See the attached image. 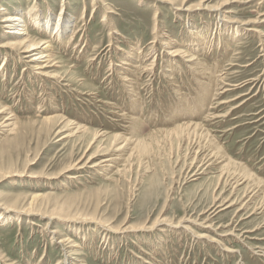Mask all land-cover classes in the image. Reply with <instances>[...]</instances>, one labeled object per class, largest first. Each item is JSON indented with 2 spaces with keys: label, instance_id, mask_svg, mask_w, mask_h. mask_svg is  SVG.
<instances>
[{
  "label": "rangeland",
  "instance_id": "obj_1",
  "mask_svg": "<svg viewBox=\"0 0 264 264\" xmlns=\"http://www.w3.org/2000/svg\"><path fill=\"white\" fill-rule=\"evenodd\" d=\"M181 1H0V21L18 12L54 18L62 7L77 17L68 47L29 26L33 40H51L58 79L41 80L20 51L0 49V107L17 120L14 134L0 133V176L23 174L0 178V202L26 209L30 197H46L39 215L0 218V264H264V0L227 6L238 33L215 10L227 0H205L212 10L203 12L204 0H188L191 12L176 10ZM171 48L199 58L188 67ZM186 125L199 127L178 129ZM68 127L87 131L62 139ZM97 132L105 137L89 148ZM115 136L129 140L125 156L113 153ZM212 146L230 158L228 172L212 162L221 160ZM243 167L261 188L248 192L249 178L235 187ZM227 202L235 205L222 210ZM57 210L78 220L51 219Z\"/></svg>",
  "mask_w": 264,
  "mask_h": 264
},
{
  "label": "bare ground",
  "instance_id": "obj_2",
  "mask_svg": "<svg viewBox=\"0 0 264 264\" xmlns=\"http://www.w3.org/2000/svg\"><path fill=\"white\" fill-rule=\"evenodd\" d=\"M1 1V0H0ZM96 1V0H95ZM188 0H182L181 1V7L179 8V7H177L178 9H176V10H178V11H181V10H184V11H188V12H191L190 10H191V8L190 7H185L186 9H184V8H182L183 7V5L187 2ZM210 1V0H209ZM163 2L164 3H175V0H163ZM206 1L204 0L203 2H201L200 3V8L199 9H196V10H201L202 12L205 10V11H211L212 10V8L208 5V4H206L205 3ZM239 2V0H227V1H225V2H223V3H221L220 4V8H217V9H215L216 11H220V16H219V19H220V21H221V23H223V25H225V26H227V23L229 24V25H233V26H230V27H232V29H233V27H235L234 25L235 24H237V21H235L234 19L233 20H231V18H229L228 16H226V14H229V13H231V11H229L228 10V8H227V6H230L231 4H234V3H238ZM35 8L36 7H34V10H35ZM4 9L3 8H0V12H2ZM65 10V13L64 14H62V12ZM223 10H225V11H223ZM48 11H50V9L48 10ZM61 13L59 14V16L57 15V16H55L54 18L52 17L53 15L51 14L50 15V17H48V18H44L43 16H41V17H35V18H31L32 16H33V14L31 13V12H28L25 16H23V14L21 15L20 14V12H18V14H15L14 16H13V14L12 15H9V14H7V15H5V17H3L2 18V20L0 21V27L2 28H4L5 29V34L7 35V37H5L6 39V41H3V42H0V49H2V50H10V51H12V52H15V51H20L21 52V54H22V57H23V59L22 60H25L26 61V67H31V68H33V70L34 71H36L35 72V74H36V76L38 75V77L41 79V80H43L44 78H48V79H54V78H57L58 79V75L54 72V71H50L52 68H58L57 67V63L55 62V54L53 53V46H52V42H51V40L49 41V40H47V39H51V38H53V39H56L57 41H59V42H61V44L63 45V46H66V47H68V46H70L69 45V43L67 42V40H69L70 38L69 37H67V36H69V35H71V37H72V40L71 41H73V37H74V35L75 34H77L76 32H77V30H75V20H76V16L75 15H73V14H71V15H69V14H67L66 13V7H62L61 8ZM39 12V11H38ZM110 12V11H109ZM214 13V12H213ZM216 13V12H215ZM210 14V13H209ZM213 15V14H212ZM217 15H219V14H217ZM82 17V16H81ZM106 17V16H105ZM44 18V19H43ZM258 19V18H257ZM30 21H33V23H31ZM157 22V21H156ZM247 22V21H246ZM262 22V21H261ZM258 23V21L257 20H255V21H248L246 24L247 25H252V24H257ZM263 23V22H262ZM156 24V23H155ZM30 25H34L36 28H38L39 30H42V32L43 33H45V36L47 37V39L46 40H44V41H40V42H38L37 40H33V38L30 36V32H29V26ZM157 25V24H156ZM240 26V25H239ZM237 27V28H236ZM235 27V29L233 30V32L234 33H238L237 32V30H238V26H236ZM242 27V26H241ZM255 27V26H254ZM226 28V27H225ZM240 28V27H239ZM250 28H252V27H250ZM257 28V27H256ZM156 29V28H155ZM246 29V28H245ZM243 30V29H242ZM251 29H249L248 31H250ZM76 31V32H75ZM232 31V30H231ZM231 31H229V32H231ZM241 31V30H240ZM252 31H254V30H252ZM257 31V30H256ZM258 32H259V30H258ZM240 33V32H239ZM261 33V32H260ZM260 33H257V34H260ZM194 34H196V32L194 33ZM254 34V33H253ZM261 35V34H260ZM50 37V38H49ZM235 37H236V39H235V44H239L240 43V41H238V36L237 35H235ZM1 38H3V37H1ZM69 38V39H68ZM159 38H161V37H159ZM169 38V37H168ZM203 39H205V41H206V39H207V37L206 36H204L203 37ZM201 37H200V40H203ZM3 40V39H2ZM171 40V39H170ZM208 40V39H207ZM1 41V40H0ZM165 41V40H164ZM167 41H169V40H167ZM70 42V41H69ZM155 42V41H154ZM166 42V41H165ZM170 43H171V41H170ZM173 43V42H172ZM164 44H166V43H164ZM168 44H169V42H168ZM174 44V43H173ZM192 44H193V46L194 47H196L197 46V42H192ZM195 44V45H194ZM206 44V43H205ZM153 45V44H152ZM171 45V44H170ZM212 46V45H211ZM211 46H209V47H211ZM167 48H169V47H167ZM174 48V47H173ZM203 48H206V46H204ZM233 47L231 46V44H228L227 45V51H229V50H231ZM155 49V48H154ZM208 49V48H207ZM207 49H205V50H207ZM211 49V48H210ZM153 50V49H152ZM184 51H181V49H169L168 51V55L169 56H171V57H173L174 58V60H175V62L176 61H180L181 59L186 63H188V65H186V66H188V67H192V66H194L193 64H194V62H196L197 61V58H199L198 56L196 57V55H195V52L193 53L195 56H193V55H190L187 51H185V49H183ZM194 50H196L197 52H198V50H197V48H194ZM152 52V51H151ZM127 53H129V52H127ZM141 53V52H140ZM11 54V53H10ZM134 54V53H133ZM138 54H139V52H138ZM197 54H200V53H197ZM12 55V54H11ZM125 55V54H124ZM129 55V54H128ZM127 55V56H128ZM136 55V54H135ZM134 55V57H133V61L134 62H136V61H138L136 58H137V55L135 56ZM167 55V56H168ZM201 55V54H200ZM147 57V56H146ZM207 57H208V55H207ZM130 58V57H129ZM144 58V57H143ZM170 58V57H169ZM57 60V59H56ZM131 60V59H130ZM8 61V60H7ZM143 61V60H142ZM201 61V60H200ZM199 61V62H200ZM133 62V63H134ZM153 62V61H152ZM173 62V61H172ZM172 62H171V64H172ZM207 63V62H206ZM58 64H60V63H58ZM114 64V63H113ZM130 64V63H129ZM132 64V63H131ZM134 64H136V63H134ZM133 64V65H134ZM201 65H202V63H200ZM138 65V64H137ZM136 65V66H137ZM150 65V64H149ZM154 65V64H153ZM173 65V64H172ZM197 65V64H196ZM195 65V66H196ZM203 65H205L206 66V64L204 63ZM202 65V66H203ZM135 66V65H134ZM135 66V67H136ZM139 66V65H138ZM170 66V65H169ZM201 66V67H202ZM7 67V66H6ZM117 67V66H116ZM121 67V66H120ZM128 67V66H127ZM130 67H131V65H130ZM154 67V66H153ZM166 67V66H165ZM168 67V66H167ZM171 67V66H170ZM175 67V66H174ZM174 67H172V71H173V68ZM204 67V66H203ZM145 68V67H144ZM183 68H185L184 66H183ZM183 68H182V66L181 65H178V70H179V72H182L183 71ZM194 68V67H193ZM196 68V67H195ZM4 70V68L3 67H1L0 68V71L1 70ZM124 69V68H123ZM138 69V68H137ZM192 69V68H191ZM116 70V69H115ZM139 70V69H138ZM141 70V69H140ZM139 70V71H140ZM145 70V69H144ZM147 70V69H146ZM152 70V69H151ZM166 70V69H165ZM175 70V69H174ZM194 70V69H193ZM128 71H131L130 69L128 70ZM153 71V70H152ZM171 71V72H172ZM198 71V70H197ZM120 72H122V71H120ZM119 72V73H120ZM126 72V71H125ZM176 72V71H175ZM201 72V71H200ZM2 73V72H1ZM131 73H133V72H131ZM135 73V72H134ZM174 73V72H173ZM177 73H178V71H177ZM212 73V72H211ZM124 74V73H123ZM123 74H122V76H123ZM175 74V73H174ZM166 75V74H165ZM172 75V74H171ZM125 76V75H124ZM123 76V77H124ZM168 76V75H167ZM206 76V75H205ZM209 76V75H208ZM132 77H134V76H132ZM203 78V77H202ZM174 79L176 80V78L174 77ZM195 79V78H194ZM207 79V78H206ZM126 80H128V79H126ZM132 80V79H131ZM134 80V79H133ZM136 80V79H135ZM134 80V81H135ZM168 80H169V78H168ZM202 80V79H201ZM172 81H173V79H172ZM203 81V80H202ZM199 82V81H198ZM204 82V81H203ZM210 82H211V80H210ZM209 82V83H210ZM126 83V82H125ZM206 82H204V84H205ZM212 83V82H211ZM128 84V83H127ZM174 84V83H173ZM203 84V85H204ZM44 85H46L45 84V82H44ZM43 85V86H44ZM131 85V84H130ZM133 85H134V83H133ZM201 85V84H200ZM207 85V84H206ZM212 85V87H213V85L214 84H211ZM202 86V85H201ZM42 87V86H41ZM212 87H210V88H212ZM202 88V87H201ZM208 88V87H207ZM134 89L136 90V87H134ZM204 89V88H203ZM205 90V89H204ZM209 90V89H208ZM208 90H206V91H208ZM229 90V89H228ZM204 92V91H203ZM206 93V92H205ZM208 94V93H207ZM198 95V94H197ZM209 95V94H208ZM207 97V96H206ZM204 98V97H203ZM45 99V98H44ZM206 99V98H205ZM209 99V98H208ZM208 99L207 100H205V101H208ZM43 100V99H42ZM46 100V99H45ZM199 100V99H198ZM181 101L182 100H180V103H181ZM203 101H204V99H203ZM204 101V102H205ZM136 102V101H135ZM198 102V101H197ZM202 104V103H201ZM203 105H205V104H203ZM197 106H201V105H197ZM38 108V107H37ZM36 108V110H38ZM134 108V107H133ZM187 108V107H186ZM181 110V109H180ZM202 110V109H201ZM193 112V111H192ZM192 112H191V114H192ZM113 113V112H112ZM115 114V113H114ZM191 116V115H190ZM57 117V116H56ZM59 118V117H58ZM58 118H48V119H43L42 120V122L43 123H45V124H48V125H51V124H55V123H57V125H58V123H59V121H58ZM0 133H5V134H7V133H15V130H16V125H17V120L13 117V115H11V113H9V109H7V108H5V107H0ZM60 124H61V122H60ZM66 125V124H65ZM193 127H195V128H198L199 126L198 125H194V126H192V125H186V126H181V127H178V129H181V130H185V129H193ZM69 128V127H68ZM69 130H70V132H69ZM75 130H77V131H75ZM79 130V131H78ZM63 132L65 131V130H62ZM67 132H69V134L67 133L66 135H65V137H62V139L63 138H70V137H73L74 136V134H78V133H82V132H86L87 130H86V128H75V129H72V128H69L68 130H66ZM65 131V132H66ZM75 131V132H74ZM173 131H175V130H173ZM201 131V130H200ZM60 132V131H59ZM13 133V134H14ZM62 133V132H61ZM173 133V132H172ZM179 133H181V132H179ZM206 134V133H205ZM179 135V134H178ZM190 135V134H189ZM194 135V134H193ZM192 135V136H193ZM2 136H4V135H2ZM6 136V135H5ZM103 136V134H99L98 132L97 133H95L94 134V136H93V139H92V141L90 142V144H89V148H92L94 145H95V143H98V140L101 138ZM177 136V135H176ZM183 136V135H182ZM195 136V135H194ZM200 136H202V137H205V136H203L202 134L200 135ZM199 136V137H200ZM207 136V138H208V134L206 135ZM103 137H105V136H103ZM195 137H197V136H195ZM1 138V137H0ZM194 138V137H193ZM193 138H192V140H193ZM206 138V139H207ZM191 139V138H190ZM198 139V138H197ZM1 140V139H0ZM68 140V139H67ZM133 139H131V141L130 142H132V143H135V142H133L132 141ZM212 140V139H211ZM210 140V141H211ZM118 141H120L119 143H117ZM127 141H129V140H126V139H124L123 141L121 140V138H120V136H115V140H114V144H112L113 145V153H114V151H116V153L117 152H120V153H123V152H126V150H127V146H129V143H127ZM194 141V140H193ZM192 141V142H193ZM203 141V140H202ZM210 141H207L208 142V145H211V143L212 142H210ZM137 142V141H136ZM195 142V141H194ZM205 142V141H204ZM199 143V142H198ZM203 143V142H202ZM206 143V142H205ZM215 143V142H214ZM133 145V144H132ZM205 145V144H204ZM215 145V144H214ZM115 146V147H114ZM99 147V146H98ZM127 147V148H126ZM134 147H136V146H134ZM137 147H138V145H137ZM139 147L140 148H143L144 147V145L143 144H140L139 145ZM213 147V146H212ZM126 148V149H125ZM140 148H138V149H140ZM208 148H209V146H208ZM211 148V147H210ZM214 148V151L217 153V154H219V155H221V160H219V161H217V162H214V161H212L213 163H220V162H226L227 164L226 165H228L227 167H225V169H224V172L225 171H229V169H230V165H231V163L229 162V160L228 159H230V158H226L224 155H222V154H220V152H218V150H217V148H215V147H213ZM99 149H101V148H99ZM130 149V148H129ZM145 149H146V147H145ZM200 149H201V147H200ZM212 149V148H211ZM134 150V149H133ZM123 151V152H122ZM144 151V150H143ZM199 151V150H198ZM145 152H146V150H145ZM110 153V152H109ZM112 153V152H111ZM115 154V153H114ZM125 153H123V155H121V156H125L124 155ZM127 154V153H126ZM105 156V155H104ZM106 156H109V155H106ZM120 156V155H119ZM131 156V155H130ZM91 157V156H90ZM93 157H96V156H93ZM116 157V156H115ZM212 157V156H211ZM111 158V157H110ZM118 158V157H117ZM114 159V158H113ZM223 159V160H222ZM91 160V159H90ZM104 161H103V163L102 164H107L111 159H107V157H105L104 159H103ZM121 160V159H120ZM122 161V160H121ZM111 162V161H110ZM114 162V161H113ZM211 163V162H210ZM212 163V164H213ZM92 164V163H91ZM101 164V163H100ZM105 164H104V167H106L105 166ZM110 164V163H109ZM234 164V163H233ZM97 165H99V163L97 164ZM96 165V166H97ZM111 165H114V164H112L111 163ZM208 165H210V164H208ZM83 163H82V160L78 163V164H75L72 168H74V169H72V168H70L68 171H70V170H78V168H83ZM94 166V165H93ZM222 166V165H221ZM234 166V165H233ZM113 167V166H112ZM236 167V166H235ZM242 167V166H241ZM75 168H77V169H75ZM107 168V167H106ZM111 168V167H110ZM245 167H243V168H241V169H239V171L241 170L243 173V175H242V177H243V179L241 178V180H239V181H237V184H235L236 186L235 187H237V186H241V185H243V183H245L248 179L247 178H249V180H251V181H253V184H251L247 189H248V192H250V193H252V192H254V189H253V187H254V185L255 186H257L258 188H261V187H259V183H260V186H261V183L263 182V181H261L260 179H259V182H257L256 180V178H255V175L254 174H252V173H248V171L246 170V168H245V170H242V169H244ZM96 169V168H95ZM99 169V168H98ZM97 169V170H98ZM105 169V168H104ZM100 170V169H99ZM3 171H5V169H0V175H1V173H4ZM67 171V172H68ZM110 171H111V169H110ZM5 172H7V171H5ZM9 172V171H8ZM108 172V171H107ZM223 171L220 173V176H219V180L220 179H222L223 178V175H225L226 173H224ZM16 174H12V173H10V174H6V175H2V176H0V178H1V180L2 179H5V178H9V177H11V176H22L23 174H20V173H17V172H15ZM69 173V172H68ZM240 173V175H241V172H239ZM234 175V174H233ZM106 176H107V173H106ZM195 176V175H194ZM197 176V175H196ZM69 178V177H68ZM73 178H75V176L73 177ZM255 179V180H254ZM235 180V179H234ZM238 180V179H237ZM248 180V181H249ZM257 182V183H256ZM256 187V188H257ZM264 186H262V188H263ZM257 190H259V189H257ZM256 192H259V191H256ZM247 194V193H246ZM254 194H257V193H254ZM254 194H253V196H254ZM46 197H41V196H39V195H36V196H32V197H30V201L27 203L26 202V204H27V208L26 209H23V207H21L20 209L18 208V205H17V203L18 202H16L15 204H7V203H4V202H0V218H12L13 217V219H17L18 220V222H21V219L24 217V216H31V215H35V214H38L39 215V213H37L36 212V208L38 207L39 208V200H43V199H45ZM233 205H235L234 203H225V204H222V205H220L219 207H221V209L222 210H224V209H227V208H229V207H232ZM218 207V208H219ZM262 209H264V206H263V208ZM62 211L63 210H57V211H53L51 214H50V216L49 217H51V219L53 218V219H55V218H58V217H62V218H66L68 221L70 220V219H73V221H76V220H78V219H76L77 217H75V218H71V217H69V216H66V215H61L62 214ZM4 213H5V215H4ZM4 215V216H3ZM47 217V216H46ZM78 218H81V217H78ZM85 219H83V217L81 218V220H91L92 222H94L95 221V223H98V224H100L101 225V223L100 222H98L100 219H97L95 216H90V217H84ZM50 219V218H49ZM72 221V220H71ZM101 221V220H100ZM82 222V221H81ZM163 222V221H162ZM75 223H77V222H75ZM90 223V222H89ZM159 223V222H158ZM158 223H153L154 225H158ZM33 224L34 225H36V221L35 222H33ZM97 224V225H98ZM103 225V224H102ZM104 225H107V224H104ZM35 227V226H34ZM109 228V227H111V225H108V226H106V228ZM145 227V226H144ZM149 227H151V226H149ZM146 228V227H145ZM120 229V228H119ZM149 229H152V228H149ZM104 230V229H103ZM113 230V229H112ZM133 230V229H132ZM110 231H111V228H110ZM115 231V230H114ZM117 231V230H116ZM128 231H130V230H128L127 228L126 229H124V230H122V232H128ZM113 232V231H112ZM54 233V232H53ZM116 233H118V232H116ZM93 236V235H92ZM200 236V235H199ZM206 237V235H202L201 237ZM54 238V237H53ZM89 238V237H88ZM85 241V240H84ZM61 242H65V241H61ZM60 242V243H61ZM70 245H72V244H70ZM78 246V245H77ZM75 247L76 246H74V245H72V246H70V248L72 249V250H74V251H71V252H74L77 256H79L78 255V253H80V252H78V250H75ZM78 248V247H77ZM68 257H70V256H68ZM71 258V257H70ZM75 260V259H74ZM80 261V260H79ZM83 261V260H82ZM78 262V261H77ZM144 262H145V260H144ZM66 263L67 264H70L69 263V261L67 260L66 261ZM73 264V263H72Z\"/></svg>",
  "mask_w": 264,
  "mask_h": 264
}]
</instances>
